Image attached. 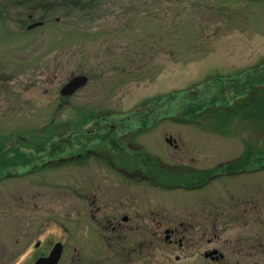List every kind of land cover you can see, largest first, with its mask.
Listing matches in <instances>:
<instances>
[{"label": "rangeland", "instance_id": "rangeland-1", "mask_svg": "<svg viewBox=\"0 0 264 264\" xmlns=\"http://www.w3.org/2000/svg\"><path fill=\"white\" fill-rule=\"evenodd\" d=\"M23 8L0 7V138L28 140L47 127L70 143L65 154L1 171L0 248L27 246L28 264L57 242L58 264H226L243 253L264 264V164L216 171L245 149L264 152V115L212 112L242 101L234 79L262 69L264 0H26ZM79 75L86 84L62 96ZM194 85L200 114L189 119L180 110ZM210 98L216 107L206 111ZM94 122L99 132L117 125L115 149L89 141ZM135 152L201 173L162 187L142 179L148 169ZM195 176L207 181L194 188ZM214 249L224 261L204 258Z\"/></svg>", "mask_w": 264, "mask_h": 264}, {"label": "trees", "instance_id": "trees-1", "mask_svg": "<svg viewBox=\"0 0 264 264\" xmlns=\"http://www.w3.org/2000/svg\"><path fill=\"white\" fill-rule=\"evenodd\" d=\"M69 1L70 3L73 2V0H39V2H44V4L52 5L53 7L57 6L58 3H65ZM80 1L82 0H77V2ZM261 67H262L261 71L258 72H254L256 70H254L253 72L249 71L248 73L250 74H244L240 78L234 79V81L238 83L235 92L243 96L244 99L242 101H233V102L231 101V103L224 104L222 108H220L222 104L217 103L215 105L217 106L218 109L215 110L212 109L213 110L212 112L215 114L216 111L217 116L226 113H229V116H232V115H236L234 114L235 113L234 111L238 109L239 110L238 114H241L243 117L245 118L248 117L253 120L260 118L261 115H264V77H262L263 76L262 73H264V62L262 63ZM192 88L193 87H191L190 89ZM219 91H217V95L220 94ZM189 94H190L189 96L191 102H188L187 105L183 104L180 111H182L181 112L182 114L189 116L190 119L200 114L199 112L200 110H197L198 106H200V103L197 102H199L200 99H198L199 94L195 92V90L193 89L191 90V92H189ZM243 101L245 102V106L241 107L240 106L241 104L244 105ZM190 103H193V106ZM213 103H214L213 99L210 98L209 100L204 101L205 106L203 107L204 104L203 105L201 104V107H203L204 110L208 111L209 109L208 107L211 106ZM216 106H214L213 104V107ZM89 114L90 116H95L92 113ZM46 129L47 127L43 130L40 129L39 132L41 133L40 134L41 136H36L37 135L36 133H35L36 135L34 133L29 134L28 140H25L23 137L18 136L16 134H14L15 136L13 137L16 139L13 141H11L12 139H10L8 136H4L0 138V174L2 170L10 167H14L18 163L21 166L23 165L26 166L27 163L32 164L34 162V164H36L45 157H49L51 159L54 158L56 155L65 154L66 152L63 149L62 145H64L65 143L69 144L70 141L68 139L65 141H60L59 137L56 138V134L46 132ZM78 129H76V131H80ZM85 133L87 134V136L89 137V141L91 142L94 139L93 137H95L96 140L98 139L99 142H101L100 143L101 145L103 144V142H105L107 143L108 146L112 147L113 149H115V147L117 146V143L114 140V138H111L114 134V129L111 127L105 128V132L87 131ZM70 137H72V135H70ZM135 153H137V157L135 156L134 160L135 158L136 160H138V158L142 159L144 167L146 166L148 169V172L142 170V179L148 178L150 181L154 180L158 185H161L162 187L166 186L164 184H173L174 181L181 180V178H183L187 174L201 173L199 171L196 172H192V170L188 171L182 169L181 167H176V169H174V172H172L171 167L157 164L152 157L146 159L142 153H138V152ZM259 154L260 155L257 154L258 156H253V152L251 151V149H245V153L242 156L237 157L232 161H228L226 163L219 165L218 170L216 171H218V174L221 176L232 173L233 169L235 168L238 169L248 168L249 165L262 166L264 164V152L263 153L260 152ZM125 164L126 167L129 166L127 162ZM152 165L155 167V169H157L153 173L151 171ZM132 169H134V172L140 171V167L136 165V161H134V163L132 164ZM195 178H196L195 180L196 186L194 185L193 186L194 188L200 187V185L204 184V182L207 181L206 179L203 183H201L199 180L197 181L198 179L197 176H195ZM183 186H184L183 188L186 189L192 187L188 184Z\"/></svg>", "mask_w": 264, "mask_h": 264}, {"label": "flooded vegetation", "instance_id": "flooded-vegetation-1", "mask_svg": "<svg viewBox=\"0 0 264 264\" xmlns=\"http://www.w3.org/2000/svg\"><path fill=\"white\" fill-rule=\"evenodd\" d=\"M13 1L15 3H19V4L15 5ZM9 6H13V7H15V9H17V7H19V10H21L20 14H22V11L24 10L23 7L26 8V0H12L9 3V5L7 4L5 6L3 4H0V7L4 8V9H5V7H9ZM11 9H13V8H11ZM10 10L8 11V10L5 9V11H8V12H10ZM18 12L19 11H17L16 13H18ZM27 17H28V14L26 13L25 17H23V18L20 17L19 21H17V20H15V21L17 22V24L21 25V24H23V22H25L27 20ZM26 29H27V24H26ZM99 127H100V125L98 123H95V125L93 126V131H95L96 128H99ZM100 132H105V129L104 128H100ZM247 171H248L247 168H243V169L235 168V169H233L232 173H230L229 175H236V174H239V173H245ZM166 235H167L166 236L167 237L166 241L171 243L172 242L171 234L166 232ZM33 245L35 247H37L38 246V242H35ZM179 245L182 246V241H179ZM7 250H8V252L4 253ZM50 250L48 251V253L47 252H43V251H41V252L39 251V253L36 254V256L34 257V259H32V262L30 264H33V262L39 257L47 256L49 254ZM214 251H215V253H212ZM27 252H28L27 246L20 247V248H8V249H5V250L0 248V264H28ZM62 252H63V245H62ZM239 256L241 257V255H239ZM61 258L62 257L60 256L59 260H61ZM204 258L213 260L215 262L224 261V259H225L224 254L221 251H219L218 249H214L213 251L206 252L204 254ZM235 259L236 260L233 263H226V264H251L249 262V260L247 259V257L244 256V253H243V258H240L239 260H238V258H235ZM59 260H58V262H59ZM261 261L264 262V257H262ZM58 262L56 264H58Z\"/></svg>", "mask_w": 264, "mask_h": 264}, {"label": "water", "instance_id": "water-1", "mask_svg": "<svg viewBox=\"0 0 264 264\" xmlns=\"http://www.w3.org/2000/svg\"><path fill=\"white\" fill-rule=\"evenodd\" d=\"M39 23L40 22L38 21H34L29 23L27 27L28 29H30V27H33ZM86 82H87V77L84 75L72 77L67 83H65L62 86V88L60 89V94L62 96H69L75 93L76 90L84 86ZM166 232H168V230H166ZM61 252H62V245L60 242H57L53 245L51 251L47 256L37 258L33 262V264H56L61 256ZM212 253H215V251Z\"/></svg>", "mask_w": 264, "mask_h": 264}]
</instances>
